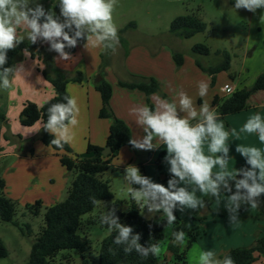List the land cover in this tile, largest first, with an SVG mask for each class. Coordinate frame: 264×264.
<instances>
[{
    "label": "clouds",
    "instance_id": "1",
    "mask_svg": "<svg viewBox=\"0 0 264 264\" xmlns=\"http://www.w3.org/2000/svg\"><path fill=\"white\" fill-rule=\"evenodd\" d=\"M35 4V6H31ZM118 0H56L55 7L45 10L35 0H0V89L15 95L14 84L27 83L30 75L24 65L5 67L8 52L16 49L27 39L31 44L43 40L50 45V51L58 54V59L68 62L73 59L66 48H74L79 40H84L87 50L101 49L115 54L120 47L118 27L113 13ZM236 10L244 9L252 13L264 10V0H234ZM264 21V12L260 15ZM21 32L26 33L21 35ZM24 55L30 53L24 50ZM210 82H197V95L208 96ZM219 91L231 95L234 87L225 83ZM154 106L147 103L135 104L129 108V115L142 129V136H134L129 144L138 150H155L163 145L166 149L164 161L168 166L170 178L167 185L155 182L151 177L142 175L135 165H128L124 179L130 185L126 194L139 210L149 215L162 213L166 225L171 227L177 220L176 212L197 211L205 207V201L196 192L219 200L221 193H227L225 210L230 223L239 220L242 208L259 207L264 196V149L237 144L235 152L245 161L244 167L229 170L231 159L229 135L236 130H226L220 121L219 113L205 100L197 107L187 92L180 90L172 100L154 95ZM80 107L74 96L65 95L63 102L53 103L47 108L46 122L39 121L34 132L43 128L53 139L50 144L63 150L75 138L74 129L79 124ZM242 132L256 133L264 144V118L259 112L250 116L244 123ZM207 145L208 154L204 146ZM218 168L217 171H213ZM138 185L139 187H133ZM191 189V190H190ZM95 207L105 202L90 197ZM116 208L101 213L99 219L110 233L115 232L113 243L123 246L125 254L132 252L147 258L158 257L161 246L151 243L141 244V235L134 233L133 227L119 222ZM183 230L172 232V244H185ZM198 264H236L230 253L217 255L212 250L200 251Z\"/></svg>",
    "mask_w": 264,
    "mask_h": 264
},
{
    "label": "rangeland",
    "instance_id": "2",
    "mask_svg": "<svg viewBox=\"0 0 264 264\" xmlns=\"http://www.w3.org/2000/svg\"><path fill=\"white\" fill-rule=\"evenodd\" d=\"M35 2L42 4L45 10H49L55 7L56 0H35ZM31 6L34 7L35 4ZM233 6L234 0H118L117 7L113 13L114 22L118 27V32L126 28L127 30L123 34L126 40V46L124 47L120 44L115 54L111 52L105 53L101 49L87 50L84 44H80L76 46L75 54L71 55L73 59L65 63V61L58 59L57 53L49 50L50 45L47 42L45 44V41L38 40L37 43H43L42 45L47 48V52L53 56L55 65L59 64V66H61V64H63L65 66L67 64L68 68H77V73L85 74L90 78L91 85H95L101 71L105 73V77L109 76V80L118 78V80L133 81L136 76L129 73L126 68L129 53L132 51H134L132 57L137 63L141 60V57L139 59L134 56L136 51H140L145 55L150 54V60L153 58V55H158L159 53V56L164 62H166L167 59H171V54L173 52H179L184 56L185 63L183 68L180 69V73L184 75L183 87L181 90L187 92L188 95L194 99L197 107L205 102V100L213 107V94L218 92L221 86L227 82L231 85H238L241 81V84H244L243 86L251 87L256 80V73L263 68L264 30L260 31L259 28L255 27H257L256 24H258V26L263 25L264 27V21L260 20V15L264 10H257L254 14L244 9L236 10ZM54 10L56 14L59 15L58 6H56ZM258 11H260L261 14H258ZM187 15H195L202 20L207 26L206 31L198 33L189 39H182L174 36L170 32L172 22L178 17ZM131 24L135 26L133 27ZM21 35L26 36V33L21 32ZM199 44L209 47L211 55L194 56L192 49ZM65 50L67 51V48ZM218 52L221 53L218 54ZM225 54L230 56L231 68L229 71L220 72L215 76L214 86L211 85V77L208 74L202 72H200L201 75L198 76L190 74V71H197L195 58H198L204 66L212 67L224 62L226 57ZM102 55L104 56L103 58L101 57ZM19 59H21L20 56L18 60ZM40 61L45 68V61L43 59ZM145 63L146 61L144 64ZM200 80H207L210 82L208 96L203 99L197 95V82ZM250 84L252 85L250 86ZM192 86L195 87L192 88ZM115 88L116 97L119 101L121 97L118 94L122 93L120 92L122 88L119 87L118 84ZM176 94L177 92L171 91L170 97L167 96L166 99L172 100ZM98 95L100 97L99 93ZM158 95L165 99L161 93ZM6 97L7 90L0 89V113L2 115H4L2 112H4L6 106ZM111 108L114 111L112 101ZM11 109L9 116L10 121H7L5 118L4 122L0 123V179L6 182L5 193L9 198L16 194L13 186V172L16 169V163L18 161L17 154L23 155L24 152L28 151L31 156L34 153L42 154L45 150L53 149L51 146H47L42 142L41 135L43 131L35 137L34 135L36 132H31V138L27 139L28 141H21L23 136L21 130L29 131L34 127L22 126L19 120L20 115L16 113L14 107ZM124 109L125 107L122 108V105H118L117 107V111L119 110L120 113H123ZM125 113L128 115L129 111ZM114 114L116 115L115 112ZM239 114L235 116L230 115V117H239ZM225 118L220 119V121L223 122L225 129L228 130ZM105 123L107 124L108 121L105 119L101 120V118L98 117V144L102 146L105 145L108 137V128L105 127ZM11 129L14 130V135H17L15 138L10 136ZM32 133L33 135H31ZM133 135L142 136V129L137 126L133 129ZM90 141V135H87L86 139L81 141L80 137L75 134L73 142L71 145L69 144L70 148L73 150L72 156L81 157L87 153L79 152L77 149V151H74V148L81 147L82 143L83 146L84 144L88 146ZM228 143L232 148L230 156H235L233 162L241 164L240 160L242 157L235 152V146L237 144L232 141H228ZM204 151L207 155L208 150L206 144L204 146ZM5 152H12L14 155L3 157L2 154ZM163 153L166 155V149L163 145H161L159 149L150 151L132 150L128 147L123 148L120 151L118 159L114 160L111 169L103 175V179L109 181L111 185L114 199L111 201H104L106 207L103 205L96 207L93 212L83 217L85 221L92 220L93 222L83 233L91 242V257L93 259L97 258L102 240L110 233L108 227L102 225L100 221H98L101 213L107 211V209L110 210L112 207L125 210L126 202H129L131 199L126 194V189L130 186L124 179L126 167L128 165H135L139 169L144 167L148 176L155 182L167 185V181H164V178L166 175L170 174L168 172V166L164 161L165 155L162 158V170L159 169L158 165V161ZM52 167L51 176H54L53 183L51 185L46 184V187L50 186V189L56 194L57 200L55 202H63L67 198L68 189L74 179V175L69 173L65 168H62L60 162H56L55 166ZM233 167L234 165L229 167V170L234 171L236 168ZM58 170H61V173H58ZM217 170L218 168L213 169L214 172ZM41 177L40 182H44L47 176ZM8 182L10 183V187L7 188V186H9ZM196 196L202 200L207 197V195L199 191L196 192ZM227 196V193H223L221 198L214 203L210 209L205 206L197 211L186 209L176 212L180 219L185 221L190 227L196 228L199 226L201 230V237L198 239V242L187 251L188 264H198V255L200 251L212 250L217 255H221L233 248L252 246L259 236H264V220H257L256 218L259 207L252 208V210L255 211L253 216H248V212H239V220L236 223H230L228 215L221 216L219 214L221 209L225 210ZM20 200L22 199L14 200L18 204V212L15 219L19 221L21 225H30L32 235L27 237L14 225L0 221V239L8 250V257L0 259V264H27L31 253L32 242L44 226L43 216L47 206L43 203L44 207L41 216L34 217L26 211V204ZM142 213L146 218H152L157 222L165 218L162 213L149 215L146 209L145 212L142 211ZM173 227V225L171 227H166L164 231L165 241L161 246L162 251L160 257H166L167 264H169V262L171 264L172 261L171 254L167 252V245ZM188 239L187 237L185 244L182 246L183 249L187 248ZM56 264L67 263L65 261L62 262L61 258H58ZM69 264H81V258L76 254Z\"/></svg>",
    "mask_w": 264,
    "mask_h": 264
},
{
    "label": "trees",
    "instance_id": "3",
    "mask_svg": "<svg viewBox=\"0 0 264 264\" xmlns=\"http://www.w3.org/2000/svg\"><path fill=\"white\" fill-rule=\"evenodd\" d=\"M131 26H135L131 24ZM206 24L195 15H187L176 18L171 25L170 32L182 39H189L198 33L205 32ZM126 29L118 32L120 44L126 46V40L123 37ZM85 44L84 40H79L77 45ZM27 49L32 59L45 61V68L38 69L44 80L48 82L54 89V97L39 106L33 102H26L20 113L19 120L22 126L32 127L39 121L46 122L47 108L50 104L63 102V97L69 95L67 86L71 81L82 83L83 75L78 73L76 77L69 78L64 71L59 69L53 61V56L47 52V48L41 47L37 42L31 44L25 39L16 49L8 52V61L5 67L14 66L19 56ZM67 52L74 55L76 47L67 48ZM194 56H210V48L206 45L199 44L192 49ZM128 53V52H127ZM126 53V55H127ZM221 52H218L220 54ZM224 62L219 65L206 67L202 62L195 58L196 66L205 74L211 77V85L215 84V76L220 72L229 71L231 68V59L228 54H225ZM104 57L103 55L101 56ZM173 59L178 68L184 65V56L179 52H173ZM102 80L96 84V90L100 93L102 107L99 113L101 119L111 121L109 135L106 147L111 149L108 156L102 154L106 148L89 145L87 153L94 152L92 158L73 157V150L69 144L64 145L63 150L57 149L50 144L53 137L43 131L41 135L42 142L51 146L57 152H65L61 157L62 166L74 175V179L68 189L67 198L63 202H59L52 206L46 207L43 216L44 226L40 233L32 242L31 253L27 264H56L57 259L61 258L62 262L69 264L76 254L81 258V264H167V258L149 256L147 258L139 256L132 252L125 254L123 246H118L113 243L115 232L109 233L101 242L99 252L96 259L91 257V242L84 236L85 230L91 225L92 220L85 221L83 217L93 212L96 207L90 202V197H96L98 200L111 201L114 199L109 181L103 179V175L108 172L114 160L119 157L120 151L128 147L135 150L129 140L133 138V134L125 121L118 118L111 108V100L113 96L112 85L105 80V73L101 71ZM118 86L129 91H138L143 93L147 98V103L150 107L154 105L150 101V96L161 93L166 99L167 95L162 90V84L153 77H135L133 81H118ZM264 90V73L260 74L253 86L236 91L227 97L220 98L215 96L212 102L213 108L219 113L220 119L230 115L242 113L249 98L260 91ZM5 116L0 113V123L4 122ZM162 154L158 161L159 169L162 170ZM142 175L148 176L144 167L140 169ZM163 175V174H162ZM149 177V176H148ZM170 175H166L164 181H168ZM133 187H139L133 185ZM6 182L0 179V221L9 223L17 227L21 233L27 237L32 235L31 226L28 224L21 225L17 221L16 215L18 212V204L9 198L6 193ZM223 193H221L222 195ZM205 206L209 209L217 201L216 198L207 196ZM43 202L37 201L34 204L26 205V211L34 217L41 216ZM116 208V207H115ZM250 206L242 208L240 213H246L250 210ZM116 215L119 217V222L133 227L134 233L141 235V244L147 246L148 243H158L160 246L165 241L164 231L166 227V217L160 222L154 219L146 218L142 210H139L135 203L130 199L126 202L125 210L116 208ZM221 216L228 215L226 210L220 213ZM177 220L174 223L173 231L183 230L186 234L185 240L188 237L187 248L182 246H174L172 244V233L167 245V252L171 254V264H188L187 251L198 242L201 237L199 226L196 228L190 227L185 221L181 220L176 213ZM257 220H264V202L259 206V212L256 215ZM202 221L201 219H199ZM98 221L100 219L98 218ZM236 264H256L264 257V236H259L254 244L249 247H238L229 250ZM8 257V250L3 241L0 239V259ZM170 264V262H169Z\"/></svg>",
    "mask_w": 264,
    "mask_h": 264
},
{
    "label": "crops",
    "instance_id": "4",
    "mask_svg": "<svg viewBox=\"0 0 264 264\" xmlns=\"http://www.w3.org/2000/svg\"><path fill=\"white\" fill-rule=\"evenodd\" d=\"M258 14H261V12L258 11ZM256 26L257 27L255 28H259L260 31L264 30L263 25L258 26V24H256ZM38 44L41 47H44L42 45L43 43H38ZM133 52L134 51L129 53L127 59L128 62L126 64V68L127 71H129V73H131L136 77H153L157 79L162 84L163 92L169 97L171 91L178 92L182 89L184 75L180 73V69L183 68L185 63L182 67L177 68L173 59V53L171 54V59L170 60L167 59L166 62H164V60H162L161 57L159 56V53L158 55L157 54L153 55L152 56L153 58L150 60L151 57L149 53H147L149 55H145L140 51H136V53H134L135 54L134 56L138 57L139 59L141 57V60L137 63L132 57ZM262 56L263 59L264 55ZM20 58L21 59L17 60L15 65H19L22 63L25 69L28 72H30V75L25 77L27 83L19 82L17 84H14L13 90L16 93L14 96L10 95V92L7 90V97L5 101L6 106L4 108V112H2L5 115L7 121H10L9 116L12 107H14L16 113L20 115L23 106L26 102L30 101L39 106H42L45 102L53 98L55 94L53 87L44 80L41 72L38 70L44 68L42 62L39 59H32L30 55L25 56L24 53L20 55ZM145 61L146 63L144 64ZM56 66L62 71H64L69 78H74L78 74L76 71L77 68H68L67 64L65 66L63 64H61V66L57 64ZM262 67L263 68H261L256 73L255 76L256 79L260 74L264 73V62ZM200 72L202 71L197 67V71L195 70L190 71V74L191 75L193 74L194 76H198L201 75ZM82 75H83L82 83L71 81L67 86L69 95L77 98L80 107V116L78 117L79 124L73 131L75 134H77L80 137L81 141H84L86 139V136L90 135L91 141L89 142L88 146L91 144L94 146L104 148L106 147L107 140L104 146L98 144V126H99L98 117L100 118L99 113L102 107V100H101V96L99 97L98 95L99 92L96 90L97 82H95V85L94 84L91 85L90 84L91 81L89 80L90 78H88V76H86L85 74ZM105 80L109 82L113 87L114 96H112L111 101L114 112L116 113L118 118L126 122V124L129 126L133 134V129H135L137 125L135 124L134 117L130 116L129 114L127 115L125 112L129 111V108L135 104L146 103L147 101L146 96L141 92L138 91L129 92L126 89L122 88L120 89V92L122 93L118 94L121 97L119 98L118 101L116 97L115 87L120 79L118 80V78H115L113 80H109V76H108L105 77ZM243 85L244 84H241V81L239 82L238 85L235 84L232 85L234 87V92L242 90L244 88H249ZM251 85L252 84H250V86ZM194 87L195 86H192V88ZM154 95H158V94H153L152 96H150V101L153 104H154V100H153ZM158 96L160 97V95ZM215 96L224 98L227 97L228 95H226L225 93H221L218 90V92H215V94H213L212 100L214 99ZM118 105L119 106L122 105V108L125 107L123 113H120L119 110L117 111ZM257 112H259L262 118H264V90L253 94L249 98L245 110L242 112V114H239V117L229 116L225 118V122L227 123L228 130L229 131L231 129L236 130V135H232L230 132L229 141H232L233 143L240 145H247V146L252 145L264 149V144H261V142L259 141L258 134L246 133L241 131L247 119ZM105 120L108 121V123L107 124L105 123L106 125L105 124L104 125L105 127L108 128V135H109V128L111 125V121L107 119ZM33 127L34 128L29 131L26 130L27 132L21 130V132H23V133L20 132L23 135L21 141L26 142L28 141L27 139L31 138L30 133L35 131V129L38 127V123ZM42 131H44L43 128H41L40 131L36 132L34 137L39 135V133H41ZM31 135H33V133ZM10 136L12 138H15L17 136L14 135L13 129H11L10 131ZM85 145L86 144H84L83 146L82 143V146L74 148V151L78 150L79 152H87L88 146ZM13 155L14 154L12 152L11 153L5 152L4 154H2L3 157L13 156ZM64 155L65 152H57L54 149L45 150L42 152V154L34 153L31 156L29 155L28 151L24 152L23 155L17 154L18 161L16 163L17 164L16 169L13 172V183H14L13 186L16 191V194L15 196L11 197V199L12 200L22 199L20 201H23L26 205L34 204L37 201H42L47 207L57 204V202H55L57 200L56 194L53 193V190L50 189V186L46 187V184L51 185L53 183L54 176H51L53 170L52 166H55L56 162L57 163L60 162L61 157ZM231 159L232 160H229V167H232V165H234L233 168L246 166L243 158H241L240 160L241 164L233 162L235 156H231ZM61 167L64 168L62 164ZM59 172L61 173V170H58V173ZM40 174L41 176H47L44 182H40V178H42ZM8 185L9 186H7V188L10 187L9 182ZM260 199L261 201L264 202V196H262ZM222 211L224 210L221 209L219 211V214ZM254 214L255 211L252 210L251 207L250 210L248 211V216H253ZM256 264H264V257H262Z\"/></svg>",
    "mask_w": 264,
    "mask_h": 264
},
{
    "label": "water",
    "instance_id": "5",
    "mask_svg": "<svg viewBox=\"0 0 264 264\" xmlns=\"http://www.w3.org/2000/svg\"><path fill=\"white\" fill-rule=\"evenodd\" d=\"M101 80H102V77L99 76L96 82L98 83ZM110 152H111V149L109 147H106L103 150L102 154L106 157V156H108L110 154ZM94 156H95V153L94 152H90V153H85L84 155L81 156V158H92Z\"/></svg>",
    "mask_w": 264,
    "mask_h": 264
},
{
    "label": "built area",
    "instance_id": "6",
    "mask_svg": "<svg viewBox=\"0 0 264 264\" xmlns=\"http://www.w3.org/2000/svg\"><path fill=\"white\" fill-rule=\"evenodd\" d=\"M226 95H228V94H226Z\"/></svg>",
    "mask_w": 264,
    "mask_h": 264
}]
</instances>
